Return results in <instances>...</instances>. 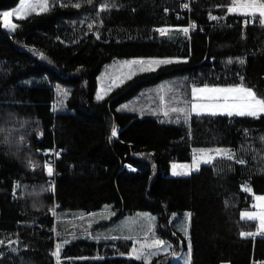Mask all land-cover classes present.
<instances>
[{
	"label": "trees",
	"instance_id": "16d2710c",
	"mask_svg": "<svg viewBox=\"0 0 264 264\" xmlns=\"http://www.w3.org/2000/svg\"><path fill=\"white\" fill-rule=\"evenodd\" d=\"M19 3L0 0V11ZM63 3L69 6L16 19L14 32L0 26V128L11 133L0 132V264H56L57 243L60 264H144L126 255L133 240H96L84 231L71 237L69 225L59 229L61 212L89 214L107 205L116 217L153 213L160 235L184 239L186 249L188 237L171 226V216L191 212V264L264 262V236H241L257 229L256 221L241 216L252 206L244 183L264 194V115H191L177 124L127 105L135 92L168 75H188L191 85H235L243 77L246 87L264 97L259 17L245 26L242 14L228 13L232 0H197L191 12L182 11L180 0ZM101 3L115 7L100 12ZM191 22L197 30L186 37L180 28ZM160 27L171 31L161 36ZM165 57L187 60L138 74L96 99L105 64ZM113 126L117 137H111ZM219 146L236 157L218 158L189 176L172 175V163L192 160L194 148ZM47 162L56 172L54 192ZM151 264L184 263L162 253Z\"/></svg>",
	"mask_w": 264,
	"mask_h": 264
},
{
	"label": "snow or ice",
	"instance_id": "6c2138e0",
	"mask_svg": "<svg viewBox=\"0 0 264 264\" xmlns=\"http://www.w3.org/2000/svg\"><path fill=\"white\" fill-rule=\"evenodd\" d=\"M88 5L93 3V0H85ZM57 4L61 7H67L69 5L63 3V0H20L19 6L11 11H5L0 13V26L3 29L8 30L10 32H14L18 25L16 23H12L9 18H18L24 19L30 13H46L50 11L52 7H55ZM75 8L79 9L81 7V3H76L74 5ZM110 7H115V5H108L101 3L99 5L100 12H104ZM185 9L189 8V4H183ZM228 13L230 14H242L244 19V25L247 26L251 22H255L257 20V16L259 17V23L264 25V0H232V3L227 8ZM250 18V19H249ZM210 19L218 20L219 17L211 16ZM93 23H89L87 25L88 29L93 28ZM196 25L193 23L187 27L180 28V31L187 37L190 31V28H195ZM160 33L161 36H166L170 33L171 29L168 27H160L156 29ZM97 38H99V34L97 33ZM42 59H45L43 53H37ZM187 58L182 57H165V58H136L132 60H126L119 64L113 66L114 72L118 73L114 76H109V82L107 86H102L100 91L96 95L97 100H102L104 95L111 91L113 88H118L123 85L126 81L132 80L133 77H136L138 74L142 73H154L161 66H168L172 64H178L182 62H186ZM245 61L243 59H239V63L243 64ZM231 63V60H229ZM241 83L235 85H227V86H209L207 84L197 87L195 85L191 88V96L192 101L190 106L185 107H172L169 108L167 106L162 107L161 111L163 116L171 122V114L176 113L175 123L179 124L181 122V118L185 122H187L191 115L195 113L196 115L210 114L217 115L219 113H224L228 116H239V117H252L259 118L264 115V97H260L257 93L250 87H246L242 81L243 77H240ZM163 91V90H162ZM62 96H67L68 93L66 91L61 92ZM164 97L161 96V100L163 101ZM61 106H63V101H61ZM134 111V109H133ZM153 115H157L156 111L152 112ZM0 132H6L8 136H11V133L7 129L0 128ZM42 135V133H41ZM118 129L116 126L111 128V137H117ZM20 141H23V137H19ZM7 143V139L5 140ZM53 149H48L47 152H52ZM194 151L192 162L184 163V164H172V175L173 176H189L193 171H199L201 164L212 165L217 158H227L228 160H232L235 158L234 153L231 150L222 149V148H213V149H200ZM57 157L60 156V152H55ZM31 163V161H30ZM239 164H245L246 161L240 159L238 161ZM47 175L52 177L54 172V167L51 162L46 163ZM16 187L19 188V183L16 184ZM245 191L251 192V188H244ZM41 191H48V189L42 188ZM51 191H55L54 184L51 187ZM255 200L259 203L255 205L259 208L257 212H249L245 211L242 213L243 217L248 218L249 220H258L259 227L256 233L251 232H242L241 236H264V195H255ZM55 215V213H53ZM111 215H115V213H111ZM192 213H186V219L190 222ZM154 219V218H152ZM185 237H188L187 244V255L185 258V264H191L192 257V244L191 238L189 235L188 227L185 226L181 228ZM58 235V234H57ZM107 239L108 237H104ZM119 237H112V239H118ZM125 239L134 240V244L131 248V251L127 253V257L130 260L143 261L144 264H151L152 258L158 256L161 251L168 252V250L172 247V245L155 235V231L153 228H149V230L143 235L140 236H127ZM94 239H100V237H94ZM4 241H0V245H3ZM13 251H16L13 249ZM52 255L56 258V264H60L61 257V244L57 243L55 245V251ZM125 255V254H122ZM172 256L178 255L176 252L171 253ZM102 259V257H99ZM264 264V262H261Z\"/></svg>",
	"mask_w": 264,
	"mask_h": 264
},
{
	"label": "rangeland",
	"instance_id": "374dc122",
	"mask_svg": "<svg viewBox=\"0 0 264 264\" xmlns=\"http://www.w3.org/2000/svg\"><path fill=\"white\" fill-rule=\"evenodd\" d=\"M18 6L19 4L16 7L9 9V10H5V11H11L17 8ZM5 11H0V13L5 12ZM16 19L18 18H15V17L9 18V20L12 23H16L15 22ZM126 60H132V59L116 58L112 62L105 64L102 71L98 75V88H97L96 95L100 91L102 86H105V87L107 86L110 75L114 76L118 74L114 72L113 66L123 61H126ZM192 86L193 85L190 84L188 75H168L149 85L144 86L142 89L138 90L137 93L135 92V95L133 98L127 99L128 101L127 105L130 108L135 109L137 111H141L142 109L144 110L147 109L149 110L150 113H152L153 111H156L158 113L157 115L162 116V118L165 121L170 122L163 116V113L161 111L162 107L167 106L169 108H172V107L180 108V107H185L186 105L190 106V103L192 101V96H191ZM195 86L201 87L203 85H195ZM209 86H216V85H209ZM219 86H227V85H219ZM114 89L115 88H113L112 90ZM111 91L107 92L104 95V97L108 95ZM161 96L164 97L163 101L161 100ZM176 115H177L176 113L171 114V117H172L171 123L175 122ZM192 115H196V114L193 113ZM203 115H210V114H203ZM217 115H226V114L219 113ZM181 121H184L183 118H181ZM188 122L189 120L186 123ZM213 148H222V149L231 150L234 153V156L236 157L235 152L230 147H227V146L194 148V151L197 152V154H199L197 150L213 149ZM194 151H193V154H194ZM191 162L192 160L188 162H173L172 164L175 163L177 165H180V164L191 163ZM202 165H205V164H201V167ZM194 172H197V171H193L192 173ZM171 173H172V169H171ZM246 187L252 189L251 185L248 182L244 183L243 189ZM248 193L252 197V201H251L252 206L250 209L243 210L241 212V216H242V213L245 211H249V212L259 211V208L255 206L259 202L255 200V196L253 194L264 195V194L255 193L253 189L251 192H248ZM112 207L113 206L111 205H107L101 210L95 211L89 214H83L81 213L82 211L80 210H67L65 211V212H68L66 216L65 212H61L58 217L59 229L61 228L62 225H65V226L70 225L67 227V230L68 231L71 230V232H73L69 234L71 237L84 231L82 233L83 236H86L91 239H94V237H100V239H96V240H101V239H105L104 237H108L110 235H114L113 237H119L122 239H125L124 237H127V236H140L142 238L143 235L149 230V228H153L155 231V235L157 237L168 241L172 245V247L168 250V252L161 251L160 254L162 253L170 254L171 259L174 262L185 264L187 249L185 247L186 243L183 241L184 239L178 238V240L177 239L173 240L170 237H162L158 229L156 215L148 211H139L133 214H127L124 216L116 217L117 215L116 210H114ZM113 212L115 213V215H111V213ZM186 213H188V211H185V210L174 212L171 216V221H172L171 226L177 227L178 230L180 231H181V228L187 226L188 231L190 232V222L186 219ZM243 218H246V217H243ZM254 221H256L257 229H258L259 221L258 220H254ZM257 229H255V231L251 233H256ZM87 231H91V232H87ZM250 237H261V236L256 235V236H250ZM107 239H112V237H108ZM133 243H134V240H133ZM173 251L178 253V255L172 256L171 253Z\"/></svg>",
	"mask_w": 264,
	"mask_h": 264
},
{
	"label": "built area",
	"instance_id": "2783aa9c",
	"mask_svg": "<svg viewBox=\"0 0 264 264\" xmlns=\"http://www.w3.org/2000/svg\"><path fill=\"white\" fill-rule=\"evenodd\" d=\"M183 4H185V3H188L189 4V8H187V9H185L184 7L182 8L183 10L182 11H185V12H191L192 11V5H193V3L195 2V1H197V0H180ZM176 18H178V19H181V18H183L182 17V14L179 12V13H176ZM191 24H193V22H191L189 25H191ZM191 30H194V31H196L197 30V25H196V27L195 28H190ZM55 174H56V172H54L53 173V176H52V178L49 180V187L51 188L52 187V185L54 184V182H55V178H54V176H55ZM55 185V184H54Z\"/></svg>",
	"mask_w": 264,
	"mask_h": 264
},
{
	"label": "crops",
	"instance_id": "0c3cea01",
	"mask_svg": "<svg viewBox=\"0 0 264 264\" xmlns=\"http://www.w3.org/2000/svg\"><path fill=\"white\" fill-rule=\"evenodd\" d=\"M68 226V225H67ZM70 226V225H69ZM87 232H91V231H87ZM114 235H110V236H108V237H113Z\"/></svg>",
	"mask_w": 264,
	"mask_h": 264
}]
</instances>
